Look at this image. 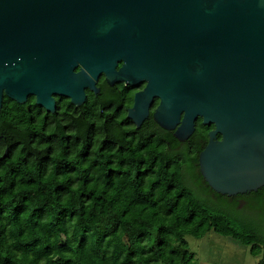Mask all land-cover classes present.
<instances>
[{"label": "water", "instance_id": "water-1", "mask_svg": "<svg viewBox=\"0 0 264 264\" xmlns=\"http://www.w3.org/2000/svg\"><path fill=\"white\" fill-rule=\"evenodd\" d=\"M101 74L146 83L127 112L137 128L154 97L179 141L213 125L198 165L214 191L264 185V0H0V108L80 105Z\"/></svg>", "mask_w": 264, "mask_h": 264}, {"label": "trees", "instance_id": "trees-1", "mask_svg": "<svg viewBox=\"0 0 264 264\" xmlns=\"http://www.w3.org/2000/svg\"><path fill=\"white\" fill-rule=\"evenodd\" d=\"M2 104L0 264H197L188 238L210 232L259 248L264 264V185L229 196L200 173L213 125L198 118L179 141L152 120L110 118L104 100Z\"/></svg>", "mask_w": 264, "mask_h": 264}, {"label": "flooded vegetation", "instance_id": "flooded-vegetation-1", "mask_svg": "<svg viewBox=\"0 0 264 264\" xmlns=\"http://www.w3.org/2000/svg\"><path fill=\"white\" fill-rule=\"evenodd\" d=\"M120 65H121V63L118 64V66H120ZM145 84H146L145 82H139L137 85L132 86V85L126 84L124 82H115L112 85H110L105 81V76L103 74H101L95 82V85L98 88V90L96 92H94L89 88H85L84 89L85 99L80 105H74L71 103V101L68 97L57 95V94H52V97L54 98V103H55V109L53 112L47 111L43 107L36 105L35 96H33V95H29L27 97L26 102L23 104H26L30 101H33V103L38 107V109L43 110L44 112L55 113L56 111H60L61 108L63 107V105H65V104L71 105L72 109H77V108L79 109V108L84 107L86 101H88V100H95V101L97 100V101H101V102L104 100L106 103L105 104L106 107L104 108L106 115H108L110 118H112V117L120 118V117H123V115H124V117L127 119L125 122L127 124L133 125L135 128H137L135 126L134 121L127 117V112H128V109L131 108L134 104L135 94L137 92L141 91L144 88ZM107 95H110V97H112V98L110 100H108L109 97ZM4 96L5 95H3L2 101L4 99ZM158 103H159V99L157 97H154L152 99L150 106H149V113H148L147 118H145L143 120V122L141 123V125L137 129L141 128L142 125H144V123L148 120L154 121L153 111L156 108V106L158 105ZM2 105H1V107H2ZM112 108H113V111L115 113H109V109L112 110ZM0 110H1V108H0ZM28 110L30 111L29 107H28ZM196 121H198V119ZM196 121H195V123H196ZM212 128H213V126H212ZM212 128H210V129H212ZM168 131H171V133L173 134V130H168ZM217 138H220V135H217ZM0 139L5 140V137L0 134ZM0 143H1V141H0ZM5 149H7V153H8V147L5 146L2 154H4Z\"/></svg>", "mask_w": 264, "mask_h": 264}, {"label": "rangeland", "instance_id": "rangeland-1", "mask_svg": "<svg viewBox=\"0 0 264 264\" xmlns=\"http://www.w3.org/2000/svg\"><path fill=\"white\" fill-rule=\"evenodd\" d=\"M191 251L195 252L197 264H258L260 260L259 248L252 253L249 247L239 241L210 232L202 239L188 238Z\"/></svg>", "mask_w": 264, "mask_h": 264}, {"label": "crops", "instance_id": "crops-1", "mask_svg": "<svg viewBox=\"0 0 264 264\" xmlns=\"http://www.w3.org/2000/svg\"><path fill=\"white\" fill-rule=\"evenodd\" d=\"M217 263H219V264H220V261L218 260V261H217Z\"/></svg>", "mask_w": 264, "mask_h": 264}]
</instances>
